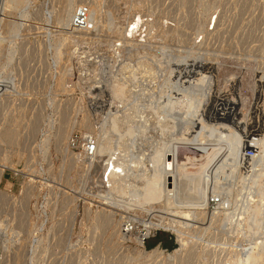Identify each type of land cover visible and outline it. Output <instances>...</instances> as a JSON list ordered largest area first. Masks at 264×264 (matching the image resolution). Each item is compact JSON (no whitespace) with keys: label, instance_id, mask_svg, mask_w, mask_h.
Masks as SVG:
<instances>
[{"label":"rangeland","instance_id":"rangeland-1","mask_svg":"<svg viewBox=\"0 0 264 264\" xmlns=\"http://www.w3.org/2000/svg\"><path fill=\"white\" fill-rule=\"evenodd\" d=\"M69 1L26 0L16 6L12 2L6 4L5 0H0L1 77H5L8 70L17 67L23 55H30L29 61L21 62L22 71H18L16 77L21 92L8 97L13 105H24L29 113L23 124L20 144L15 147L20 154L13 159V164L20 173L7 170L0 183V192L12 197L17 207L22 201L27 203V220L24 231L17 235L14 230L17 222L0 214V221H4L0 223V240L5 241L0 242V264H16L18 255L23 258L21 264H106L103 257L107 255H115L111 260L124 258L125 262L120 260L122 263L117 259L118 264H151V260L144 257L126 260L123 256H130L141 248L130 237L125 240L115 237L114 226L118 225L122 216L134 217L135 213L128 214L103 205V189L100 184L102 173L96 175L88 163L72 157L73 154L80 156L84 152L92 142L89 139L92 132L86 131V128H78L74 123L86 117L88 122L91 121L89 125L92 123L93 129L96 127L95 130H100L108 111V108L107 111L102 108L105 104L106 107L110 104L111 95L114 94L111 87L114 80L123 79L125 73L121 72L122 67L129 63L131 66H138L142 56L144 60L141 61H149L155 68L158 66L164 69L170 65L175 69L180 66L176 71L170 68L158 73L155 83L160 87L170 80L172 89L185 91L187 95L193 86L208 87L209 84L214 92L223 96L227 94V97L232 98L235 94L236 111L239 113L236 112L237 118L240 117L239 120H242L241 123L244 121V124H248L249 120L250 126H254L253 132L254 128L255 131L258 129L256 133L260 132L259 135L264 139V0ZM81 10L84 12L85 25L76 27L78 19L75 18L82 13ZM138 18L143 20V29L133 38L132 46L124 47L121 41L123 33ZM215 21H219L216 27ZM112 24L117 25V30ZM135 43L139 44V51L136 50ZM137 52L140 57H131L137 55ZM152 60L158 61L154 64ZM159 60L162 61L161 65ZM194 62L198 67L201 66L199 69L203 73L208 72L205 82H198L199 78L195 73L185 85L177 86L178 76L188 74ZM1 81L7 83L9 80ZM146 85L148 83H140L135 87ZM122 89L118 88L117 93ZM0 101L2 106L5 97L0 98ZM255 111L261 112L263 117L260 118L257 114L255 116ZM1 113L6 114L5 110ZM36 118H39V123L34 126ZM63 129L68 135L65 140L60 141L58 134ZM261 137L258 139L261 140ZM116 138L113 137V140H117ZM243 138L246 139V136ZM125 140L128 145V139ZM125 143L121 145L126 146ZM260 152L262 155L263 150ZM183 154L187 155L186 152ZM205 155L209 157L208 153ZM262 165L256 162L253 166ZM189 171L191 175L198 173L197 168ZM238 182L233 183L230 207L219 208L217 204H212L207 211L219 214L213 226L197 224L196 227L209 228L205 232L196 229L185 231L187 246H194L199 254L206 252L211 255L210 260L195 259L187 264H230L229 259L234 252L245 251L242 248L251 243L260 242L262 247L259 252L264 250V213L258 217L261 218V223L256 216L253 218L254 211L250 217L248 213L246 218L244 216L246 223L240 228L236 217L231 222L225 220L228 213L238 214L235 211H242L243 206L249 204L255 207L258 204L257 197L254 198V204L245 197L248 191L244 190L241 179ZM29 190L32 192L29 193ZM242 198L246 201L244 205ZM103 211L115 215L113 227L102 228L97 223V218ZM155 211L159 213L153 217L139 213V218L146 223H138L136 230L147 234L150 223H156L161 218L179 220L161 206H157ZM73 217V230L68 236ZM255 218L258 221H254ZM222 223H227V226L223 227ZM220 227L224 228L223 232ZM148 237L150 238L144 247L148 252L158 247L167 256L179 249L178 235L172 230L152 231ZM111 250L116 252L110 254Z\"/></svg>","mask_w":264,"mask_h":264},{"label":"bare ground","instance_id":"bare-ground-1","mask_svg":"<svg viewBox=\"0 0 264 264\" xmlns=\"http://www.w3.org/2000/svg\"><path fill=\"white\" fill-rule=\"evenodd\" d=\"M25 1L26 0H5L6 4L12 2L16 6H20V4H23ZM67 1L70 2L69 0ZM70 4H72V2ZM70 4H68V6ZM113 24L112 27L115 26ZM217 24H219V21H215V27ZM143 26L144 24L141 18L133 20L130 23L129 28L127 27L128 30H125L123 33L121 38L122 45H124V47L129 45L132 46L131 44L134 43L133 38L141 33ZM116 28L117 25L115 26V30H117ZM136 43V50L139 51L137 47L139 44L136 45ZM134 52L136 51L134 50ZM136 56L140 57V53L137 55H131V57ZM12 59L13 58L11 57L10 60ZM29 59L30 55L26 53V56L23 55L21 62L29 61ZM155 59L157 58L155 57ZM139 60L140 63L137 64L138 66H131L129 63L131 67L129 65L122 67L121 72L125 73L124 77L122 76L123 79L116 78L114 80L111 86L114 94L111 95L112 98L110 97V104L107 107L105 104V107L103 106L102 108H108V111L106 109V118H104L103 127H101L100 130H95L96 127L93 129L91 127L92 123L89 125L91 121L88 122L86 117H83L74 123V126H77L78 128H86L88 129L86 131L90 130L92 132L91 135L89 134L91 136L89 139L92 140L90 147L93 145V149L91 151V148L86 147L80 156L73 154L72 157L75 160L78 159L82 162L85 161L84 163H88L89 168H93L96 175L99 176L102 173L100 184L103 189V195L101 196L103 205L120 212H127L128 214L135 213L134 217H124L120 215L122 217L121 219L119 218L120 222L117 226H114L113 222L115 215L112 212L107 213L103 211L97 218V223L101 227H115L113 232L115 237L120 240H125L129 236L130 239L141 248L140 251H135L130 256L123 255L126 260H133L138 256L150 259L151 264H175L176 262L179 264H187L189 261L195 259H206L207 261L211 256L209 253L205 252L199 254L194 246H187L185 231L196 229L205 232L209 227L213 226V224L217 222L219 214H211V212L208 213L207 211L212 206V203H215L216 201H218L217 206L219 208L230 207L233 183L238 182L240 179L242 181L241 184L244 186L242 187L244 190L247 189L248 191L247 196H244L247 197V199L249 198L250 202L253 204L255 203L254 198L257 197L258 204L256 203L257 205L255 207L247 204L246 206H243L242 211L240 209L235 211L239 212L238 214H232V212L230 215L229 213L226 215L225 213L224 215L227 216V219L225 218V220L231 222L236 217L238 227L240 228L245 222L248 213L250 217L254 211L255 214L253 218L256 216L257 219L263 215L264 142L262 141L264 139L259 135L260 132L256 133L258 129L255 131L254 128L255 133L253 132L254 126H250L251 122L249 120H247L248 124H244V121L241 123L242 120H239L240 117L237 118V102L234 100V93V96L228 93L232 98L234 97L233 99L227 97L228 95L225 93V96H223L220 93L214 92L212 85L210 87L209 84L208 87L195 85L189 89L191 92H188L187 95L185 91L172 89L169 84L171 83L170 80L166 82L165 86L160 87L155 83L158 79V73L172 67H169L170 65H168V67L161 69L156 65L157 68H155L151 62L141 61L144 60L142 56ZM155 61L152 63L155 64ZM21 62L17 67L8 70L9 72H7L5 77L3 76L2 78L0 75V79L2 78L10 81V84H8L9 81L4 83L1 81L2 79L0 80L2 91L0 98L5 97V101H3L1 103L2 106H0L2 109L0 110V183L4 179V174L7 170L14 173H20V171L14 166L13 159L20 154V151L17 152L15 147L20 144L22 138L21 132L24 127L23 124L29 117V113L24 105H13L8 97H10L11 94H19L21 92L19 83L16 81L18 71H22L20 64L23 66V62ZM173 62H176V60ZM161 63L162 61L160 62V65ZM198 66L199 65L194 62L189 68L188 74L186 73L182 76H178L176 80L177 86L185 85L195 73H197V77L199 78L198 82H205L207 79L206 74L208 72L204 71L203 73L199 69L201 66ZM178 67L180 66H177V68L175 67V69L172 68V70L176 71ZM139 82L141 84L148 83V85L140 88L135 87V85L140 84ZM118 88H123L120 93H117ZM132 88L133 90H131ZM262 90L264 91V87ZM4 110L6 114L1 113V111L4 112ZM114 110L116 111L115 113ZM254 114L255 116L257 114L260 118L263 117L261 112L255 111ZM255 116L253 117L255 118ZM38 119L39 118L35 119L34 126L39 123ZM31 131L32 133L34 132L33 130ZM67 135L68 133L66 130H61L58 134L59 140H65ZM253 135H257L258 138L261 137L262 141L259 140L260 138L258 139L257 136ZM243 136H246V139L243 138ZM113 137L114 139L117 137V140L114 141ZM125 139H128V145ZM123 142H126V146L121 145ZM262 150L263 153L261 155L260 151ZM185 152L187 155L183 154ZM207 153L209 154V157L205 155ZM256 162H260L263 165L253 166ZM193 168L194 170L197 168L198 173L195 175L192 174V176L189 169ZM230 180L233 181L231 182ZM28 192L31 193L32 190H29ZM12 200V197L6 193L0 192V214L3 213L13 219V222H17L14 226V230L18 235L25 229V221L27 220V203L22 201L20 202L19 207H17V203L13 202L15 200ZM241 200L243 201L242 205H244V202L246 201H244L243 198ZM233 202L235 203L233 204L237 206L236 202ZM157 206H161L164 211L171 212L172 215L178 217L179 220H166L161 218L156 223H150L147 234H143L139 230H137V233H132L131 235L125 234L124 222L130 223L129 226L133 227L132 230L137 229L136 225L138 223H146L139 218L138 214L145 213L153 217L154 214L159 213L155 211ZM256 218L253 220L256 221ZM260 219L261 218L257 221L261 223ZM200 221L203 223L199 224ZM8 222H10V220H8ZM73 222L74 217L71 220L68 236L71 235L73 230ZM0 223L2 224L4 221H0ZM197 224L201 226L209 225V227L202 229L198 226L196 227ZM225 224L223 227L227 226ZM263 225L264 224H262V226ZM129 226L128 229H126L127 231L130 230ZM233 226L234 225H232V227ZM120 228H122V231H120ZM220 228L223 232L224 228ZM170 230L178 235L179 249L174 252L171 251L172 253H168L167 256L166 253L161 251L158 247L149 252L144 249V240L152 231L161 232ZM224 233H226V235L228 234L227 232ZM9 238L10 237H8V239ZM0 242L4 243L5 241L0 240ZM261 247L262 244L260 242L259 244L251 243L248 247L242 248L245 249V251L234 252L233 256L229 259L230 264H263L264 250L259 252ZM17 249L15 250L17 251ZM111 251L110 254L116 252L113 251L112 253ZM109 256L111 255L103 257V262L106 261V264H108V262L109 264H118V260L122 261V259L124 261V258L119 257L117 258L118 260L116 258V260H111L110 258H113L115 255L113 257ZM21 258L20 255L17 256L16 264H21ZM107 259L110 261H107Z\"/></svg>","mask_w":264,"mask_h":264},{"label":"built area","instance_id":"built-area-1","mask_svg":"<svg viewBox=\"0 0 264 264\" xmlns=\"http://www.w3.org/2000/svg\"><path fill=\"white\" fill-rule=\"evenodd\" d=\"M81 12L82 13H80V14H78L77 16H76V18L75 19H78V20H76V22H75V26L76 27H82L83 25H85L84 23H83V20H84V12L81 10ZM80 20V21H79ZM1 86H0V95H1ZM90 144H91V142L89 143V145H87V148H91V151H92V149H93V145L90 147ZM217 202L218 201H216L215 203H212L213 205L214 204H217ZM129 224L130 223H123V225L125 226V228H124V232H125V234L126 235H131L132 233L134 234V233H137V230L136 229H134V230H132V226H129ZM122 225V226H123ZM128 226L130 227V230L129 231H127L126 229H128ZM129 237V236H128ZM150 237H148V238H145V240H144V243L149 239Z\"/></svg>","mask_w":264,"mask_h":264}]
</instances>
